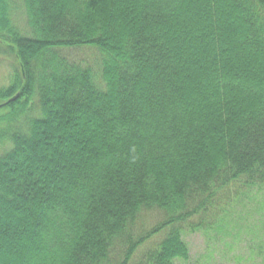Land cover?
<instances>
[{
  "label": "trees",
  "instance_id": "obj_1",
  "mask_svg": "<svg viewBox=\"0 0 264 264\" xmlns=\"http://www.w3.org/2000/svg\"><path fill=\"white\" fill-rule=\"evenodd\" d=\"M8 55L0 264L188 261L222 190L264 184V0H0Z\"/></svg>",
  "mask_w": 264,
  "mask_h": 264
},
{
  "label": "rangeland",
  "instance_id": "obj_2",
  "mask_svg": "<svg viewBox=\"0 0 264 264\" xmlns=\"http://www.w3.org/2000/svg\"><path fill=\"white\" fill-rule=\"evenodd\" d=\"M24 16L18 10L15 23L26 36L30 34ZM64 53L76 62L91 65L96 75L100 74L102 59L98 48L82 46L65 49ZM14 61L13 56H0V88L10 83ZM32 114L38 112L32 110ZM20 124V120L15 123ZM220 196L219 209L211 225L184 231L190 259L177 260L176 264H264V184L239 180L222 190ZM156 220V214L152 213L145 222L151 227ZM161 238V235L156 236L151 242H159ZM147 248L137 252L132 264L140 260Z\"/></svg>",
  "mask_w": 264,
  "mask_h": 264
},
{
  "label": "water",
  "instance_id": "obj_3",
  "mask_svg": "<svg viewBox=\"0 0 264 264\" xmlns=\"http://www.w3.org/2000/svg\"><path fill=\"white\" fill-rule=\"evenodd\" d=\"M16 97H17V96L13 97V98H12L10 101H13V100H15V99H16Z\"/></svg>",
  "mask_w": 264,
  "mask_h": 264
}]
</instances>
